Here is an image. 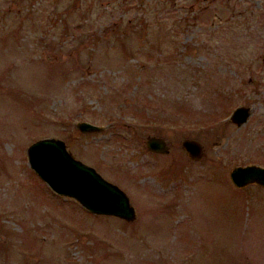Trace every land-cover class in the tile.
Masks as SVG:
<instances>
[{
  "label": "rangeland",
  "instance_id": "1",
  "mask_svg": "<svg viewBox=\"0 0 264 264\" xmlns=\"http://www.w3.org/2000/svg\"><path fill=\"white\" fill-rule=\"evenodd\" d=\"M237 104L250 109L238 125ZM42 136L120 187L134 216L53 191L26 156ZM252 162L264 0H0V262L264 264V186L228 176Z\"/></svg>",
  "mask_w": 264,
  "mask_h": 264
},
{
  "label": "water",
  "instance_id": "2",
  "mask_svg": "<svg viewBox=\"0 0 264 264\" xmlns=\"http://www.w3.org/2000/svg\"><path fill=\"white\" fill-rule=\"evenodd\" d=\"M249 111V106L237 104L228 117L238 125L246 119ZM76 125L80 130L101 128V125L87 120H77ZM145 143L153 151L167 150L165 140L158 135H148ZM181 146L187 156L200 157L201 145L197 140L185 137ZM26 156L30 167L56 193L72 196L91 212L114 214L126 219L134 216L133 206L125 192L105 179L93 166L74 157L61 138L42 136L32 140L26 146ZM228 176L237 186L250 182L264 186V164H235L230 167Z\"/></svg>",
  "mask_w": 264,
  "mask_h": 264
},
{
  "label": "flooded vegetation",
  "instance_id": "3",
  "mask_svg": "<svg viewBox=\"0 0 264 264\" xmlns=\"http://www.w3.org/2000/svg\"><path fill=\"white\" fill-rule=\"evenodd\" d=\"M230 119V118H229ZM201 145V144H200ZM201 153H202V147H201V150H200V155H201ZM253 163H255V162H253ZM243 164H245V163H243ZM257 164H259V163H257Z\"/></svg>",
  "mask_w": 264,
  "mask_h": 264
}]
</instances>
